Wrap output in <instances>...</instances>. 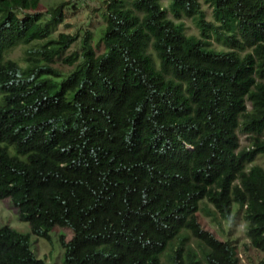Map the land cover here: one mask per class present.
<instances>
[{
  "label": "trees",
  "instance_id": "1",
  "mask_svg": "<svg viewBox=\"0 0 264 264\" xmlns=\"http://www.w3.org/2000/svg\"><path fill=\"white\" fill-rule=\"evenodd\" d=\"M168 1L104 0V50L87 32L65 75L53 63L78 36L51 26L65 3L44 20L27 12L41 0H0V199L31 227L0 222V264H49L31 234L56 226L73 234L63 264H199L195 249L203 264H239L201 211L242 212L264 252V167L249 166L264 153V0H204L214 20L201 0ZM32 42L25 67L7 58Z\"/></svg>",
  "mask_w": 264,
  "mask_h": 264
},
{
  "label": "rangeland",
  "instance_id": "2",
  "mask_svg": "<svg viewBox=\"0 0 264 264\" xmlns=\"http://www.w3.org/2000/svg\"><path fill=\"white\" fill-rule=\"evenodd\" d=\"M64 2V20L61 23H51L54 28L53 37L56 38L60 33H69L78 36V40L71 45L69 49L53 63L61 73L68 75L76 67L77 63L72 65L66 62L64 58L77 52L80 53L82 49V39L88 32L91 36L93 45L98 53L104 50L102 43V32L106 25V3L104 0H41L37 10H29L27 12H41L44 20L50 18V11L53 7ZM202 8L205 10L207 18L214 20L213 8L206 1L201 0ZM164 7H168L169 1L162 0ZM18 14L22 16L21 10H17ZM169 17L182 21L186 25L188 34L200 35L196 21L192 17H183L175 19L172 13L169 12ZM218 48L219 44L214 42ZM40 50V42H32L30 44H19L7 53V58L18 61L21 66L27 65L25 57L30 51L34 57H39L36 52ZM1 99V95H0ZM249 108L250 104L248 103ZM239 143L242 147L250 146L251 139L243 132H237ZM264 138V133L262 134ZM259 164L264 167V153L256 156L255 160L249 164ZM236 209V207H235ZM198 219L202 227L217 236L220 239H229L236 245V251L240 258L239 264H262L264 261V252L256 249L251 245L246 233V225L242 212L235 216L233 221H228L219 217L215 220L212 215L205 211L198 213ZM0 222L1 224L9 225L10 227L21 231L23 233L31 232L30 223L23 221L18 217L17 210L10 199H0ZM49 239L31 234L32 247L36 254L47 260L49 264H63L64 247L61 242V236L64 235L66 240L72 238V230L67 227L56 226L51 231ZM193 241V239L191 240ZM199 264H203L202 258L195 249Z\"/></svg>",
  "mask_w": 264,
  "mask_h": 264
}]
</instances>
